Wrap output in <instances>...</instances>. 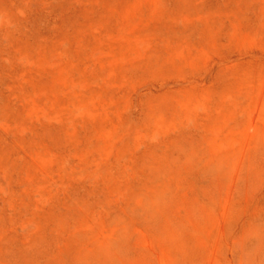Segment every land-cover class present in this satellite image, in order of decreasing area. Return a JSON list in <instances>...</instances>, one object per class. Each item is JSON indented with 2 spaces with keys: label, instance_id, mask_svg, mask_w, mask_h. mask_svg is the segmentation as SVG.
<instances>
[{
  "label": "rangeland",
  "instance_id": "rangeland-1",
  "mask_svg": "<svg viewBox=\"0 0 264 264\" xmlns=\"http://www.w3.org/2000/svg\"><path fill=\"white\" fill-rule=\"evenodd\" d=\"M0 264H264V0H0Z\"/></svg>",
  "mask_w": 264,
  "mask_h": 264
}]
</instances>
